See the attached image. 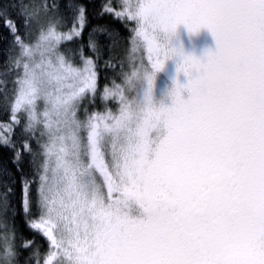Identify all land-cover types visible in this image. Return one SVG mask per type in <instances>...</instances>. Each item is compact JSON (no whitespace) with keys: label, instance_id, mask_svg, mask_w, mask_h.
<instances>
[{"label":"snow or ice","instance_id":"obj_1","mask_svg":"<svg viewBox=\"0 0 264 264\" xmlns=\"http://www.w3.org/2000/svg\"><path fill=\"white\" fill-rule=\"evenodd\" d=\"M92 7L128 36L96 24L85 43L78 0L0 3V264H264V0ZM181 25L215 50L177 47Z\"/></svg>","mask_w":264,"mask_h":264},{"label":"trees","instance_id":"obj_2","mask_svg":"<svg viewBox=\"0 0 264 264\" xmlns=\"http://www.w3.org/2000/svg\"><path fill=\"white\" fill-rule=\"evenodd\" d=\"M3 2H4V0H0V3H3ZM49 2H51V0H49ZM55 2L63 5V4H70L73 2V0H55ZM78 2L88 4L89 5V12L92 13V15H90L89 29H86L85 33H84V42L85 43L87 42L88 31L91 29L92 26H94L96 24L108 25L114 31H118L120 37H127L128 36V32L122 27V25L119 22L111 20L108 17H105L103 19H99L95 16L92 5L95 4L98 6L100 3V0H78ZM100 39H101L102 43H105V44L107 43V40L105 37L101 36ZM11 44H12L11 36L6 31L4 26L2 24H0V72H3V70H4L6 57L9 55H15V52L11 50ZM125 46H126V41H122L121 45H120L121 55H123V53H124ZM68 47L71 49H75L77 47V45L73 43V44H69ZM107 75L109 76V78H111L113 75L112 71L109 70ZM116 79H117V82H119L120 77L117 76ZM104 82L105 81H104L103 75H102V78L100 80L101 85H103ZM109 83H110V79H109ZM0 103H2V101H0ZM0 119H3V113L2 112H0ZM10 158H11V153L7 149H0V166L7 164L9 168H12V165L10 163ZM15 203L17 206V210L19 211V207H20L19 185H17V196H16ZM16 226L25 236H31L32 235V233L29 231V229L25 223V218H24L22 212H20V214L16 216ZM38 239H39V237H38ZM25 255H27V253H25Z\"/></svg>","mask_w":264,"mask_h":264},{"label":"rangeland","instance_id":"obj_3","mask_svg":"<svg viewBox=\"0 0 264 264\" xmlns=\"http://www.w3.org/2000/svg\"><path fill=\"white\" fill-rule=\"evenodd\" d=\"M177 33V39H175L173 43L177 47L182 46L187 54H192L197 58H201L207 51L215 50V41L207 30H201L198 34L190 35L187 29L181 25L179 26ZM166 67L172 71H176V65L172 61H169ZM180 78V81L186 83V78L183 74H180ZM168 82L169 79L167 75L162 73L157 81V100L164 98L163 94L168 88L166 85ZM165 103H170V101L165 100Z\"/></svg>","mask_w":264,"mask_h":264},{"label":"flooded vegetation","instance_id":"obj_4","mask_svg":"<svg viewBox=\"0 0 264 264\" xmlns=\"http://www.w3.org/2000/svg\"><path fill=\"white\" fill-rule=\"evenodd\" d=\"M164 74H166L167 77H168V79H169V82L166 84L167 87L169 88V87H171V85H172V81H173L174 79L177 78V73H176V71H172V70H170V69H168V68L166 67V70H165ZM178 78H179V80H181L180 75H179ZM180 82H181L182 84L184 83V82H182V81H180Z\"/></svg>","mask_w":264,"mask_h":264}]
</instances>
